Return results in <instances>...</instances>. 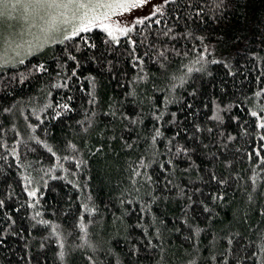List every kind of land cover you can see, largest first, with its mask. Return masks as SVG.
Returning a JSON list of instances; mask_svg holds the SVG:
<instances>
[{"label":"trees","instance_id":"1","mask_svg":"<svg viewBox=\"0 0 264 264\" xmlns=\"http://www.w3.org/2000/svg\"><path fill=\"white\" fill-rule=\"evenodd\" d=\"M130 35L0 66V264L264 257V0H171Z\"/></svg>","mask_w":264,"mask_h":264},{"label":"snow or ice","instance_id":"2","mask_svg":"<svg viewBox=\"0 0 264 264\" xmlns=\"http://www.w3.org/2000/svg\"><path fill=\"white\" fill-rule=\"evenodd\" d=\"M163 2L166 4L168 0H163ZM145 3L146 0H0V15L10 14L11 11L22 10V15L25 20H35L38 17L45 22L44 31L47 34L46 39L53 43L57 36L62 37L61 43H63L65 39L77 36L80 32H87L92 28L99 27L107 32L108 36L112 38V41L120 42L117 36V33H119L120 35H126L128 42L134 45L136 41L130 35L133 26L143 24L146 19L151 18L156 12L161 11L159 4H154L153 8L155 11H150L144 17L137 15L126 18L127 24L123 27H114L115 22L111 20V17L117 11H126L130 8H136L138 5H144ZM156 23H160V21H156ZM85 39L87 38L85 37ZM70 58L75 59V57ZM36 68L38 71H46L42 64L37 65ZM74 71L75 69H73ZM68 107L67 104L63 105L65 109ZM252 115L255 116L256 113L253 112ZM256 127L264 128V117L256 121ZM157 135H159L158 130ZM257 135H260V133H257ZM177 150L179 151V149ZM13 153H15L14 149ZM77 167H79V164H77ZM29 182L31 183V181ZM45 187H47L46 184ZM25 190L28 191L29 197H34L37 194L36 189ZM83 228L84 225H81L82 230ZM259 259L260 264H264V257Z\"/></svg>","mask_w":264,"mask_h":264},{"label":"rangeland","instance_id":"3","mask_svg":"<svg viewBox=\"0 0 264 264\" xmlns=\"http://www.w3.org/2000/svg\"><path fill=\"white\" fill-rule=\"evenodd\" d=\"M154 4H159L162 11L167 3L165 4L163 0H146L144 5H138L136 8H130L126 11H117L111 17V20L115 22L114 27L125 26L127 24L126 18L128 17H135L137 15L144 17L150 11L154 12ZM161 11L156 12L155 15ZM44 23L38 17L35 20H25L22 15V10L11 11L10 14L0 15V66L13 64L17 60L37 53L46 46L53 44V42L46 39L47 34L44 31ZM95 28L101 29L99 27ZM101 30L104 31V29ZM104 32L107 34L106 31ZM117 36L120 38L124 35L117 33ZM61 39L62 37L57 36L55 42H59Z\"/></svg>","mask_w":264,"mask_h":264}]
</instances>
